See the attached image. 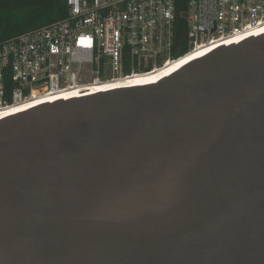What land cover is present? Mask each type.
Listing matches in <instances>:
<instances>
[{
    "label": "water",
    "instance_id": "1",
    "mask_svg": "<svg viewBox=\"0 0 264 264\" xmlns=\"http://www.w3.org/2000/svg\"><path fill=\"white\" fill-rule=\"evenodd\" d=\"M0 264H264V35L0 120Z\"/></svg>",
    "mask_w": 264,
    "mask_h": 264
},
{
    "label": "built area",
    "instance_id": "2",
    "mask_svg": "<svg viewBox=\"0 0 264 264\" xmlns=\"http://www.w3.org/2000/svg\"><path fill=\"white\" fill-rule=\"evenodd\" d=\"M65 1V18L0 42V120L142 86L218 48L264 35V0H186L183 54L174 47L176 0ZM200 50L198 58L169 70Z\"/></svg>",
    "mask_w": 264,
    "mask_h": 264
},
{
    "label": "trees",
    "instance_id": "3",
    "mask_svg": "<svg viewBox=\"0 0 264 264\" xmlns=\"http://www.w3.org/2000/svg\"><path fill=\"white\" fill-rule=\"evenodd\" d=\"M186 0H176L178 18L174 47L179 54L186 51ZM68 15L65 0H0V42L34 30Z\"/></svg>",
    "mask_w": 264,
    "mask_h": 264
},
{
    "label": "bare ground",
    "instance_id": "4",
    "mask_svg": "<svg viewBox=\"0 0 264 264\" xmlns=\"http://www.w3.org/2000/svg\"><path fill=\"white\" fill-rule=\"evenodd\" d=\"M220 45L224 46V45H226V43L220 44ZM201 55H202V51L201 50L200 51H196V52H194V53H192V54L180 59L179 61L171 64L169 70H172V69H175V68H179V67L185 65L186 63H189L190 61H193L194 59L198 58Z\"/></svg>",
    "mask_w": 264,
    "mask_h": 264
}]
</instances>
